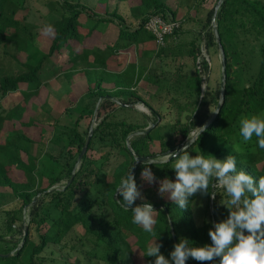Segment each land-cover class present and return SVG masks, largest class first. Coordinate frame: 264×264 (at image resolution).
Segmentation results:
<instances>
[{
  "label": "trees",
  "instance_id": "1",
  "mask_svg": "<svg viewBox=\"0 0 264 264\" xmlns=\"http://www.w3.org/2000/svg\"><path fill=\"white\" fill-rule=\"evenodd\" d=\"M29 1L0 0V189L10 192L14 199L7 207L9 209L3 211L5 234L0 235V241L23 235L24 211L30 210L25 241L22 238L12 249L0 250V264H154L155 257L144 254L155 240L162 245L161 254L174 264L170 253L180 239L187 238L193 247L211 244L209 229L229 215V210L221 203L227 199L223 190H217L213 199V213L208 205L207 218L198 224L194 210L196 202L203 199L209 202L211 194L197 193L190 198L188 208L179 209L167 193L164 196L158 193L160 181L165 178L175 180L174 161L150 166L156 177V182L151 185L141 178L143 164L134 167L136 157L152 158L181 148L187 142L188 134L207 124L209 117L206 119L204 109L213 106L217 110L221 96L203 92V74L197 68L199 46L192 41L187 51L196 66L193 72L187 71L184 65L170 71L160 63L154 69L136 63L124 66L119 62L123 52L155 42L145 30L150 17L177 22L179 10L171 11L160 0H130L133 2L131 15L139 23L137 28H128L117 9L110 12L106 8L104 15H98L79 0H46L49 13L42 29L49 30L52 39L47 51L33 64L9 51L21 41L35 40L37 25L29 21L31 13H25ZM196 1H200L203 8L211 0ZM58 11L60 14L56 15ZM213 13L211 10L205 16V28L211 25ZM110 25L119 26L115 39L103 42L104 48L93 45L100 41L103 29ZM217 27L226 59L225 96L217 116L199 140L189 147V154L198 151L207 156L206 141L221 140L225 151H212L213 156L220 160L235 156L237 170L258 180L264 176V149L258 147L255 136L249 142L243 141L239 135V121L241 117L264 116V3L261 0H225L217 16ZM181 33L180 29L166 38L165 44L173 39L172 47H176L175 40ZM205 37L208 50L218 48L212 29ZM228 45L236 46V54L242 60L245 76L242 88L232 84ZM168 47L161 48L158 58L173 55V49ZM112 62L124 66L123 70L118 73L108 71ZM11 67L13 71H10ZM203 68L209 71L207 63ZM81 75L85 76V95L96 103L102 99L101 121L93 132L80 168L76 169L86 143L78 129L79 120L74 128L64 133L70 149L63 161L46 154L41 143L31 139L25 129L38 122L58 126L68 108L63 107L58 114V110L52 109L47 102L40 107L33 102L43 93H49L51 81L65 78L69 102L75 105L79 99L74 95L75 84ZM143 81L151 89L141 94L137 89ZM15 94L21 96L20 104L6 108L3 102ZM112 99L125 105H145L155 117L154 123L147 114L119 107ZM159 100L167 104L166 108L174 109L173 125H161L164 112L153 106ZM109 107H112L110 111ZM29 108L36 109L40 117H31L24 123ZM151 125L155 128L147 135L136 136ZM94 153H100V157L96 159ZM113 159L117 160V165L108 181L107 165ZM130 170L134 171L142 196L136 204L151 203L156 211L155 235L134 224L131 210L125 211L117 202L122 198L115 196V190ZM64 178L68 179L66 185L49 192ZM3 198L5 194L0 191V199ZM169 217L171 222H168ZM51 247L60 249L61 256L66 255L67 259L45 258L43 255L49 253ZM50 253L54 255V252ZM10 254L12 256L7 257ZM186 264L201 262L190 258ZM205 264H219V258Z\"/></svg>",
  "mask_w": 264,
  "mask_h": 264
},
{
  "label": "rangeland",
  "instance_id": "2",
  "mask_svg": "<svg viewBox=\"0 0 264 264\" xmlns=\"http://www.w3.org/2000/svg\"><path fill=\"white\" fill-rule=\"evenodd\" d=\"M72 2H78V0H70ZM82 4L89 7L94 13L98 15H104L106 8L113 12L117 9L118 14L125 20V26L128 28H137L139 21H136L132 15L130 8L133 5V2L130 0H79ZM162 3L166 5L171 11L179 10L177 21L181 23V35L175 40L177 46L172 47L174 45L173 39L165 44V47L169 45L173 50V55L169 57L158 58V55L161 52V48L158 47L155 42L148 43L138 48H132L126 52H123L122 58L119 60L124 66L126 64H140V65H148L151 68H156L158 63L162 65L164 68L170 71H176L184 65L187 71L193 72L196 66L194 65L192 59H190L187 55L188 49L191 47L192 41H195L199 46V59L197 63V68L201 69L203 74L204 86L203 92L213 93L217 96H221V87H222V67H221V58L219 48L208 50L206 45V37L205 33L212 29V22L209 27H204L206 24L205 16L211 10H214L217 1L211 0L207 5L203 8L199 5L200 1L196 0H160ZM264 3V0H261ZM28 11L30 12L29 21L35 25H37V29L34 32V41H21L17 46L10 47V53L14 55H18L23 61H27L28 63H36L38 59L43 55V52H46L50 41L52 39V33L49 30H43L42 27L45 25L49 7L47 5L46 0H30L29 1ZM180 5V9H179ZM60 11L56 15H59ZM24 15L21 14L19 17ZM119 26L118 25H110L106 26L103 29V35L100 37V41H95L93 45L104 48V43L112 42L116 35L118 34ZM168 47V48H169ZM236 46L228 45L229 54L231 56V65H232V75L233 81L232 84L236 88H242L245 85V76L242 72V60L240 56H237L235 51ZM1 54V51H0ZM90 61H93L91 58ZM109 67L108 71L113 73L121 72L124 68L116 65L114 62ZM204 63L208 64L209 71L204 70ZM10 71H13V68H10ZM99 71H95V73ZM84 75L79 76L76 79V88L74 95L79 98L75 105H72L69 102V86L65 80V78H60L53 80L49 83L48 92L43 93L42 96L35 100L33 103L36 107H40L46 102L50 105L52 109H55L58 114L64 110L63 107L68 108V113L64 115L58 126L51 127L49 125H43L41 123H37L34 127L25 129L27 131L29 137L34 141L41 143L43 146L42 150L46 152V154L52 155L59 160H65L68 154V141L66 138L65 132L67 129L74 128L76 122L79 120V132L82 134L85 140H87L90 130H95L99 122L101 121L99 115V109L101 104L97 109L96 101L89 98L88 95H85V90L83 88L84 84ZM151 89L150 85L143 81L139 88L137 89L142 94L143 92ZM60 101L61 103L58 105L56 101ZM21 102V96L19 94H15L9 96L4 102L3 105L6 108H14L19 105ZM61 105V106H60ZM138 109H140L141 113L147 114L151 118V122L154 123L155 117L152 116L151 112L145 107L143 104L136 105ZM156 110H163L164 118L161 121L162 126H169L175 123L176 116L174 114V109L166 108L167 104H163L161 100L155 102L153 104ZM112 107L108 108L110 111ZM215 107L209 106L204 109V114L206 115V119H208L207 124L212 121L215 116ZM36 109L29 108L27 112V117L23 120L24 123H27L31 117H37ZM264 117V116H261ZM206 124V125H207ZM205 125V126H206ZM197 131L191 133V135H195ZM206 149L208 155L213 156L212 151H225V146L221 140L213 139L206 141ZM198 151L191 153L190 155L195 156ZM96 159L100 157V153L93 154ZM217 158L216 156H213ZM218 159V158H217ZM117 165V160H112L108 167V181H111V174L113 173L115 166ZM68 183V179L64 178L56 187L57 189L62 188L64 185ZM2 193L5 194V198L0 199V235L5 234V223H4V210L10 204L13 203V196L8 191H4L0 189ZM208 205L210 213H213V199L208 202V200L203 199L196 202L194 207L195 217L198 224H202L206 217V212L208 213ZM24 214L25 226H28L30 220V210L26 209ZM19 227V225L17 226ZM28 233V232H27ZM25 232L23 231V235H17L15 237H7L4 241H0V250H8L12 249L15 245L19 244L22 238H24ZM49 253H45L43 256L47 259L50 257L53 258H61V250L57 247H51L48 250ZM50 252H54V255H51ZM67 259L66 255H63ZM63 260V259H61ZM63 260V261H64ZM48 263V262H47Z\"/></svg>",
  "mask_w": 264,
  "mask_h": 264
},
{
  "label": "clouds",
  "instance_id": "3",
  "mask_svg": "<svg viewBox=\"0 0 264 264\" xmlns=\"http://www.w3.org/2000/svg\"><path fill=\"white\" fill-rule=\"evenodd\" d=\"M197 129L199 131L195 135L188 134L187 142L176 151L144 161L136 160L143 164L141 178L149 185L156 182L151 165L174 161L172 169L175 180L163 179L157 190L161 196L167 193L179 209L188 208L190 198L197 193L211 194L215 199L217 190H223L227 196L221 203L229 210V215L209 229L211 244L193 247L187 238H182L173 246L171 261L186 264L191 258L205 264L219 258V264H264V176L257 180L242 170L238 171L233 155L224 160L201 153L190 155L189 147L199 140L200 133L205 130L203 127ZM239 135L244 142L251 141L255 136L258 147L264 149V117H241ZM115 196L122 198L117 202L125 211L131 210L134 224L141 226L144 232L155 235L156 211L151 203L136 204L142 196L133 170L121 179ZM171 221L169 217L168 222ZM161 247L155 240L146 248L144 255L155 257L154 264H170V260L161 254Z\"/></svg>",
  "mask_w": 264,
  "mask_h": 264
},
{
  "label": "water",
  "instance_id": "4",
  "mask_svg": "<svg viewBox=\"0 0 264 264\" xmlns=\"http://www.w3.org/2000/svg\"><path fill=\"white\" fill-rule=\"evenodd\" d=\"M224 1H225V0H220V1L217 3V5H216V7H215V9H214L213 16H212V30H213V33H214V36H215V39H216V42H217V45H218V48H219V51H220L221 67H222V75H223V76H222V87H221V99H220V103H219V105H218V107H217V110H216V113H215L214 118L217 116V114H218V112H219V110H220V108H221V106H222V102H223V100H224V96H225V87H226V81H227L225 52H224V49H223V46H222V43H221V40H220V37H219L218 27H217V16H218L219 10H220L222 4L224 3ZM112 100H113V101H114L119 107L129 108V109H131V110H138V111H140V109H138V107L135 106V105H125V104H123V103H121V102H119V101H117V100H115V99H112ZM101 102H102V99L98 102V104H97V109H96V110H98V108H99ZM214 118H213V119H214ZM211 122H212V121H211ZM211 122L208 123V124L204 127L205 130L210 126ZM154 128H155V125H151V126H150L148 129H146L144 132H138V133H136V136H139V135H147V134H148L152 129H154ZM205 130H204V131H205ZM204 131H203V132H204ZM93 132H94V130L91 129V130H90V133H89V136H88V138H87V140H86V143H85V145H84V147H83V149H82V153H81V155H80L79 158H78V162H77V165H76V169H79V168H80L81 163H82V160H83V157H84V156L86 155V153H87V150H88L89 144H90L91 139H92V136H93ZM203 132H201V133H203ZM201 133H200V135H201ZM128 148H129V150L132 152L131 147H130L129 144H128ZM132 154L135 156V154H134L133 152H132ZM138 158H139L141 161H144V160H147V159H148V158L136 157V158H135V164H134V167H135L136 165H138V164H142V163H137V162H136V160H137ZM75 174H76V171L73 172V175H72V179H71V181L73 180ZM54 190H57V188H53V189L49 190V192H50V191H54ZM38 198H39V196L36 198V200H37ZM36 200H35V201H36ZM27 232H28V226H25L24 241H25V238L27 237ZM24 241H23V243H24ZM11 256H12V254L8 255L7 257H11Z\"/></svg>",
  "mask_w": 264,
  "mask_h": 264
},
{
  "label": "built area",
  "instance_id": "5",
  "mask_svg": "<svg viewBox=\"0 0 264 264\" xmlns=\"http://www.w3.org/2000/svg\"><path fill=\"white\" fill-rule=\"evenodd\" d=\"M180 29V22H166L158 16L150 17L145 23V30L154 37L155 43L158 47H163L165 45L166 38L174 35Z\"/></svg>",
  "mask_w": 264,
  "mask_h": 264
}]
</instances>
